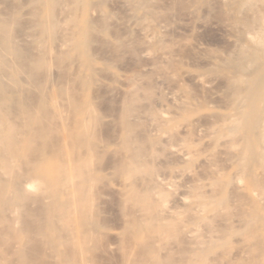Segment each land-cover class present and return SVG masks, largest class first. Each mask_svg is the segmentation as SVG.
<instances>
[{"label": "bare ground", "instance_id": "1", "mask_svg": "<svg viewBox=\"0 0 264 264\" xmlns=\"http://www.w3.org/2000/svg\"><path fill=\"white\" fill-rule=\"evenodd\" d=\"M232 2L236 14L253 11L239 24L246 28L249 45L262 47L254 56L257 53L255 57L261 58L263 65L254 77L246 73L250 71L248 60L238 67L239 72L227 78L234 86L226 105L230 111L220 120L221 112L218 120L208 115V120H213L207 122L206 116L203 123L202 112L209 110L212 102L199 100L185 78L193 75L197 84L192 86L200 84L211 93L217 84L211 76L215 73L193 74L182 65L175 66L177 56L182 58L186 48L189 52L187 43L172 39L173 35L164 38L160 16V23L155 19L157 8L149 12L145 0H137L132 10L137 18L130 23L144 32L142 36L147 32L148 42L142 49L153 54V67L149 72L124 75L126 83L118 80L125 85L124 93L116 110L111 107L113 112L108 113L96 100L100 96H91L97 79L91 52L96 38L90 36L94 34H90V0H0V264H50V260L56 264H98L95 250L104 242H99L102 226H111L100 219L105 210L100 207L101 194L106 189L101 188L108 186L104 181L110 176L119 179L120 190L116 207L122 220L118 223L121 235L115 237L119 241L114 242L116 250L111 246L120 256H115L120 259H114L117 264H264V182L260 178L264 176V0ZM149 18L158 24L145 23L144 27L141 23ZM107 19L101 17L104 33L112 20L116 21L111 18L108 26ZM111 30L115 50L133 47L138 39L130 40L129 32L127 36L120 27L114 33ZM250 46L243 45L240 52ZM160 81L167 83L166 92L159 88ZM107 116L112 117L110 122L105 120L113 126L110 136L102 131ZM105 157L111 163L105 164ZM223 159L230 163L225 165ZM237 182L244 183L239 202V198L233 199V187L230 190ZM236 237L248 244L236 249L234 258H227L233 242H239L234 241ZM255 250L262 258L249 256ZM241 256V262L236 263Z\"/></svg>", "mask_w": 264, "mask_h": 264}, {"label": "rangeland", "instance_id": "2", "mask_svg": "<svg viewBox=\"0 0 264 264\" xmlns=\"http://www.w3.org/2000/svg\"><path fill=\"white\" fill-rule=\"evenodd\" d=\"M92 1H95L94 3H95V5L93 4V2ZM97 1H99L100 3L101 2H103L102 4H99V2H97ZM124 0H107L106 2L105 1H102V0H90V9H91V12H90V20L91 19H93V22H92V20H91V25H92V29H91V33L90 34H92V33H94L93 35H90V36H93L94 38H96V39H92V37H91V39L93 40L92 42H91V52H92V54H93V57H94V59H95V70H96V72H95V75H96V85H94L93 86V90L95 91V94H94V92H92L93 90L91 89V96H94V95H97V96H100V97H98V98H96V100L98 101V103L101 105V107H102V110L104 111V112H106L107 111V113L108 112H113V110L115 111L116 110V107H118V105H119V101H120V99H121V97L123 96V93H124V89H125V85H123V84H121V83H123V82H125L126 83V78H123V76L124 77H126V75L127 74H131V73H134L135 71H151V69H152V65H153V61H152V58L154 57L153 56V54L151 55V54H148L147 52H145V51H143V47H145V44H146V40H147V37H146V33L147 32H145V34H143L144 36H142V33H144V32H142V31H138V29H139V27L138 28H136L137 26H135V25H131V21H133V19L134 18H137V16L135 15L136 14V11H135V14H134V11L132 12V10H134L135 9V4H136V2H137V0H125L124 2H123ZM127 1H130V3L132 4H128L129 2H127ZM148 4V6H149V8H150V11L149 12H152V10L153 11H155V9L156 10H158V11H155V14H158L156 17H155V19H157L158 20V16H160L159 17V19L162 21H160V20H158L159 21V23L161 22V27L159 26V28H161L162 29V27H163V29H162V32H163V35L165 36L164 38L165 39H167V40H169V39H171V37H172V35H173V37H172V39L174 38V39H179V40H181V41H185L187 44H186V47L188 46V53H191V54H188V53H186V51H187V48H186V51L183 53L184 54V56H183V54H182V58H181V56H177V60H176V62H175V66H177V65H182V66H184L186 69H188V73H215V74H211V76L213 75V77H214V79H216L215 80V82L217 83H215L216 85H219V87L218 88H220L221 89V87H223L221 90L220 89H218L217 88V86H216V88H215V86H214V90L212 89L211 91L213 92V91H216V93H210V91L207 89V88H205V87H203L204 89H202V85H200V84H198V85H195V86H192L193 84H195L196 83V81L194 80V82H193V80H192V78H191V76H193V75H191V74H189V75H191V76H189L188 74V76L190 77H186L185 78V80H187L188 79V81H186L191 87H193L192 89H193V92L198 96V99H199V96H200V99L199 100H201L202 99V101L203 100H205V98H206V102H208L209 100H211V105L209 104V102H208V104H209V110H206V111H203L202 112V115H204V118H203V120H202V118H201V121H203V123L207 120V122H210V120L212 119L213 120V118H211V119H209L208 120V115H211L212 117H215L214 118V120L215 119H217L216 118V116L217 115H219L220 113L219 112H221V114L219 115V120L222 118V116L224 115V114H226V113H228L229 111H230V108H228L227 106V104H229V101H230V97H231V91H233V85L231 84V85H229L228 83H227V81L229 82V80L228 79H232V77H233V75H235L234 73L236 72V73H238L239 72V70H238V67H240L239 69H241L242 67L241 66H243V64L246 62V60H248V62L250 63V66L248 67V69L250 70L249 72H248V70H246V73L247 74H249V75H251V76H253V75H258V73H257V70H259L260 69V66H262L263 65V60L260 58H258V60L256 59L257 57H255L256 55H257V53L255 54V56H254V52H256V50H259L260 48H262L261 46H259V45H255V44H253L252 46H250L249 45V43L247 42V39H246V34H245V30H246V28H244L243 29V27H245V26H241L239 23V21H241V19H245V18H250L251 16H252V14H253V11L251 10V12H250V10H247L246 12H245V10L244 11H242L241 13H239V14H236V12H235V10H234V7H236V5L232 2V0H229V3L227 2L228 0H156V1H154V0H145ZM151 1H152V3L153 4H150L151 3ZM160 1V2H159ZM194 1V2H193ZM205 1V2H204ZM109 4H108V3ZM213 2V3H212ZM221 2V3H220ZM227 2V3H226ZM232 2V3H231ZM123 3V4H122ZM160 3V4H159ZM208 3V4H207ZM209 3H210V6H209ZM99 4V6H96V5H98ZM232 4V5H231ZM233 4L235 5V6H233ZM112 8H109V6ZM125 5H127V6H125ZM129 5H131L130 7L132 8V9H128L129 8ZM152 5V6H151ZM96 6V7H95ZM163 6V7H162ZM223 6V7H222ZM231 7V8H230ZM233 7V8H232ZM95 8H97V9H100V11L99 10H97V9H95ZM102 8V9H101ZM152 8V9H151ZM154 8V9H153ZM159 8V9H158ZM165 8V9H164ZM217 8V9H216ZM111 9V10H110ZM115 9V10H114ZM124 9V10H123ZM127 9V10H126ZM212 9V10H211ZM228 9H230V10H228ZM258 9H260V3L258 4ZM92 10H94V12L95 13H93L92 12ZM95 10H97V11H99V14H98V12L97 11H95ZM102 10V11H101ZM112 11V12H114V13H112V12H110V11ZM118 12H117V11ZM147 10H149V9H147ZM164 10V11H163ZM171 10V11H170ZM210 10V11H209ZM227 10V11H226ZM233 10V11H232ZM126 11V12H125ZM161 11H162V13H161ZM214 11V12H213ZM219 11V12H218ZM127 12H128V14H127ZM146 12V11H145ZM144 11L143 12H141V14L142 13H145ZM168 12V13H167ZM244 12H245V16H243L244 15ZM250 12V13H249ZM102 13V14H101ZM116 13V14H115ZM131 13V14H130ZM133 13V14H132ZM160 13V14H159ZM164 13V14H163ZM214 13V14H213ZM225 13V14H224ZM230 13V14H229ZM233 13L235 14V18L236 17H238V18H236V20L238 21H235V18H234V15H233ZM94 16H93V15ZM103 14H105V16L103 15ZM123 14V15H122ZM129 16V14H130V16H132V17H128L127 18V15ZM163 14V15H162ZM170 14H172V15H170ZM220 14V15H219ZM241 14V15H240ZM91 15H92V17L93 18H91ZM97 15V16H96ZM105 17V19H106V17L108 18L109 17V19H107V21H108V26H110V20H112V19H114V20H116V21H113L112 20V22L113 23H111V26H110V28L107 30V32L106 33H104L103 31H101V28L100 27H102V20H101V17L102 18H104L103 16ZM107 15V16H106ZM110 15V16H109ZM116 15H117V17H116ZM119 15V16H118ZM122 15V16H121ZM126 17H125V16ZM164 15H168L167 17L166 16H164ZM101 16V17H100ZM120 16H121V18H123L122 20H120L119 21V19H121L120 18ZM141 16V15H140ZM163 16V17H162ZM174 16V17H173ZM112 19H111V18ZM125 17V18H124ZM241 17V18H240ZM243 17V18H242ZM245 17V18H244ZM100 18V19H99ZM127 18V19H126ZM174 20H173V19ZM176 18V19H175ZM228 18V19H227ZM95 19V20H94ZM150 19V21L149 20H146V19H144L145 21H143L141 24L145 27H147V25L145 24V23H147V24H152L153 25V27L156 25V23L158 24V21L157 22H154L155 21V19L154 18H149ZM172 19V20H171ZM98 20H99V22H98ZM124 20V21H123ZM127 20V21H126ZM166 20V21H165ZM168 20V21H167ZM225 20V21H224ZM100 21H101V23H100ZM123 21V22H122ZM126 21V22H125ZM140 21V20H139ZM146 21H148V22H146ZM229 21H230V23H229ZM232 21H233V24H232ZM98 23V24H96V23ZM121 22V23H120ZM167 22V23H166ZM238 24V26L236 25V23ZM100 23V24H99ZM117 23V24H116ZM124 23H127V25L128 26H126ZM154 23V24H153ZM162 23H164V24H166V25H162ZM170 25H169V24ZM221 23V24H220ZM235 23V24H234ZM121 24V25H120ZM145 24V25H144ZM174 24V25H173ZM97 25H99V26H97ZM131 25V26H130ZM169 25V26H168ZM225 25V26H224ZM236 25V26H235ZM241 27H240V26ZM114 26V27H113ZM116 26V27H115ZM120 27V31L121 30H123V29H126L125 31H126V33H125V31L123 30L122 32H124L127 36H128V33L127 32H129V36L128 37H131V38H129L130 40L133 38V40H135L136 38H138V39H136L133 43V47L131 46V47H128V48H126L125 50H123V51H126V52H124L123 53V51H118L117 49V46L115 47V43L113 44L111 41H113V38H112V36H111V32L109 31V30H111L113 33H114V31L113 30H115V32H116V30H117V28L119 29V27ZM121 26H123V27H126V28H123V27H121ZM168 26V27H167ZM112 27V28H111ZM129 27L131 28L130 30H129ZM164 27H165V29H166V31H165V29H164ZM95 28H98V30L99 31H97ZM113 28H115V29H113ZM122 28V29H121ZM136 28V29H135ZM167 28H168V30H167ZM235 28V29H234ZM133 29H135L134 31H133ZM169 29H170V31H169ZM192 29V30H191ZM232 29V30H231ZM138 32H137V31ZM164 30V31H163ZM225 30V31H224ZM236 30V31H235ZM241 30V31H240ZM178 31V32H177ZM232 32V34H231V32ZM243 31V32H242ZM139 32H141V33H139ZM152 31H150L149 33H151ZM165 32H167V33H165ZM112 33V34H113ZM136 33V34H135ZM148 33V34H149ZM167 34L168 35V37H170V38H168V37H166L167 35H165V34ZM243 33V34H242ZM101 35V36H98V35ZM95 35L97 36V37H99V38H97V37H95ZM140 35V36H139ZM187 35V36H186ZM103 36V37H102ZM137 36V37H136ZM179 36V37H178ZM182 36V37H181ZM142 39H141V38ZM103 38V39H102ZM145 40H144V39ZM184 38V39H183ZM194 38V39H193ZM100 39V40H99ZM186 39V40H185ZM196 39V40H195ZM96 40H97V43H96ZM99 40V41H98ZM104 40V42H105V40H110V43H108V41H106L105 43L104 42H100V41H103ZM138 41H141L140 43H138ZM144 41V42H143ZM114 42V41H113ZM147 42H148V40H147ZM196 43V45L195 44H193V43ZM237 42H238V44L240 43V42H243V44L242 43H240V45L241 46H239L238 44H237ZM105 44V46H103L104 44ZM107 43V44H106ZM111 43L113 44L112 46H111ZM142 43H144V44H142ZM93 44V45H92ZM96 44V45H95ZM99 44V45H98ZM137 44V45H136ZM141 44H142V46H141ZM198 44H199V46H200V44H201V46L199 47L198 46ZM106 45H109V47H111V48H109V47H107ZM189 45H191V46H189ZM243 45H246V46H250V49L248 50V49H246V47H244L245 48V51L246 52H244V50H243V53H247L246 55L244 54L243 55V53H241L240 51H242V46ZM92 46L94 47V49L92 48ZM192 46H193V48H194V50H192ZM203 46V47H202ZM205 46V47H204ZM228 46H229V48H228ZM233 46V47H232ZM236 46H238V47H236ZM258 46V47H257ZM114 47V48H113ZM200 49V51L199 52H201V53H199L198 55L197 54H193V52L195 51V50H197L198 51V49ZM227 47V48H226ZM257 47V48H256ZM109 48V49H108ZM115 48H117L116 50H115ZM134 48V49H133ZM143 48V49H142ZM190 48V49H189ZM205 48V49H204ZM214 50H216V52L214 51V53H213V49ZM112 49V50H111ZM136 49V50H135ZM140 49V50H139ZM208 49V50H207ZM212 49V50H211ZM223 51H222V50ZM225 49V50H224ZM229 49H231V50H229ZM237 49V50H236ZM238 49H239V51H238ZM92 50H94L95 52H93ZM109 50H111V53H110V51ZM132 51V53H131V51ZM204 50V51H203ZM208 52H207V51ZM218 50H219V52H218ZM226 50H227V52H226ZM235 52H233V51ZM248 50V51H247ZM261 50V49H260ZM96 51L97 52H100L99 54H97L96 53ZM102 51H105V52H103V53H106L105 55L102 53ZM113 51H114V53H115V51H117V53H115V54H118V55H114L113 54ZM142 51H143V53H145V54H141L142 53ZM210 51L212 52V53H210ZM232 53H231V52ZM122 53V56H121V54H119V53ZM224 52V53H223ZM228 52H230L229 54L230 55H226V53H228ZM134 53V54H133ZM136 53H138V54H136ZM203 53H204V55H203ZM207 53H209V54H207ZM215 53H217V54H215ZM233 53H234V57H233ZM95 54H97V55H95ZM102 54V55H101ZM193 54V55H192ZM213 54V55H212ZM218 54H219V56H218ZM220 54L222 55V57L224 58V59H222V57H220ZM236 54V55H235ZM239 54H241V55H243V58H241V59H243V60H241L240 61V56L238 57V55ZM100 55V56H99ZM106 55H108V56H106ZM112 55H113V57H112ZM141 55V56H140ZM151 55V57H149ZM179 55H181V54H179ZM186 55V56H185ZM187 55H188V57H187ZM190 55V56H189ZM195 55V56H194ZM215 55V56H214ZM248 55V56H247ZM99 56V57H98ZM103 56H104V58H103ZM106 56V57H105ZM110 56V57H109ZM116 56V57H115ZM143 56H144V58H143ZM148 56V57H147ZM196 56H199L200 57V59H199V57H197V58H195ZM213 56V57H212ZM237 58H236V57ZM179 57V58H178ZM186 58V60L184 59V58ZM192 57H194V59L192 58ZM247 57V58H246ZM102 58V59H101ZM114 58V59H113ZM121 58V59H120ZM182 60H181V59ZM191 58V59H190ZM217 58V59H216ZM218 58L220 59V60H218ZM253 58H255L258 62H259V66H257L258 65V63H256L257 61H255L254 63H255V66H254V64H253ZM107 59H109V60H107ZM111 59V60H110ZM113 59V60H112ZM118 59V61L116 62V60ZM154 59V58H153ZM190 59V60H189ZM202 59V60H201ZM226 59V60H225ZM179 60H181V61H179ZM195 61V62H193V61ZM197 60V61H196ZM208 60V61H207ZM209 60H210V62H209ZM221 60H222V62L224 61V63H222L221 62ZM227 60H228V62H227ZM237 60H239V61H237ZM112 61H114V62H116V64L115 63H113ZM141 61V62H140ZM152 61V62H151ZM185 61H186V63H185ZM191 61V62H190ZM230 61H232L231 63H229ZM112 64H111V63ZM148 64H147V63ZM151 62V63H150ZM190 62V63H189ZM198 62H200L199 64H198ZM205 62V63H204ZM212 62L215 64H212ZM223 64V66L221 65V63ZM237 62H238V66H237ZM194 63L196 64V65H194ZM118 64V65H117ZM139 64V65H138ZM146 64V65H145ZM190 64H192V65H190ZM198 64V65H197ZM201 64H202V66H201ZM226 66H225V65ZM229 64H231V65H229ZM253 64V68H250V67H252L251 65ZM257 64V65H256ZM212 65H213V67H212ZM140 66H141V68H143L142 70H139V69H141L140 68ZM150 66V67H149ZM201 66V67H200ZM217 66V67H216ZM221 66V67H220ZM107 69H106V68ZM147 67V68H146ZM209 67V68H208ZM215 67V68H214ZM97 68H99V69H97ZM105 68V69H104ZM136 68V69H135ZM151 68V69H150ZM101 69H103V71L101 70ZM215 69V70H214ZM100 70H101V72H100ZM133 70V71H132ZM105 71V72H104ZM97 72H99V74H101V75H99V74H97ZM106 73H107V76H105L106 75ZM232 73V74H231ZM105 74V75H104ZM219 74V76H217ZM222 75V77H220ZM223 75H225V76H223ZM226 75H228L227 77H226ZM101 76H103V77H101ZM111 76V77H110ZM231 76V77H230ZM106 77V78H105ZM219 77V79L217 80V78ZM226 78V79H224V78ZM230 77V78H229ZM254 77V76H253ZM260 78L259 79H263L262 78V76H259ZM123 78V79H122ZM228 78V79H227ZM100 79V80H99ZM115 79H117V80H115ZM190 79V80H189ZM214 79H213V82H214ZM112 80H113V82H112ZM118 80H120V82H118ZM102 81H104L103 82V85H102ZM224 81V82H223ZM191 82H192V84H191ZM231 82H232V80H231ZM254 82V81H253ZM252 82V83H253ZM102 85H100V84ZM124 83V84H125ZM164 83V84H163ZM100 86H99V85ZM108 84V85H107ZM163 84V85H162ZM197 84V83H196ZM224 84V85H223ZM114 85V86H113ZM214 85V83L213 84H211V86H213ZM227 86V88L229 89V91H227L228 89L226 88V86ZM228 85H229V87H228ZM99 86V87H98ZM109 86V87H108ZM98 87V88H97ZM166 87H167V83L166 82H164V81H160V83H159V88H161V89H164L163 91H167V89H166ZM198 87V88H197ZM108 90H107V89ZM197 89V93H196V89ZM211 88H213V87H211ZM100 89V90H99ZM105 89V90H104ZM207 89V90H206ZM217 89V90H216ZM227 89V90H226ZM99 90V91H98ZM103 90V91H102ZM114 90V91H113ZM204 92H203V91ZM206 90V91H205ZM110 91V92H109ZM120 91H122V92H120ZM201 91V92H200ZM209 93H208V92ZM228 93H227V92ZM99 92V93H98ZM105 94H104V93ZM108 92V93H107ZM207 92V93H206ZM225 92V93H224ZM205 93V94H204ZM99 94V95H98ZM102 94V95H101ZM107 94V95H106ZM212 94V95H211ZM223 94V96H221V95ZM224 94H225V96H224ZM229 94H230V97H229ZM106 95V96H105ZM109 95V96H108ZM201 95H202V97H201ZM228 95V96H227ZM117 96V97H116ZM212 98H211V97ZM217 96H219L220 98L222 97L224 100H226V102L224 103V101H222L223 99H221V101H220V98H219V101H218V99H216L215 100V98H217ZM96 97V96H95ZM115 99H114V98ZM210 97V98H209ZM214 97V98H213ZM106 98V99H105ZM117 98V99H116ZM226 98V99H225ZM103 99V100H102ZM108 99V100H107ZM109 99H111V100H109ZM101 102H100V101ZM113 100V101H112ZM119 100V101H118ZM215 100V101H214ZM201 101V102H202ZM218 102V103H217ZM111 103L112 104H116V105H111ZM213 103H214V105H213ZM216 103H217V105L218 106H216ZM219 103L220 104H222V105H225V108H224V106L222 107V105H219ZM103 105V106H102ZM213 105V106H212ZM227 105V106H226ZM221 106V107H220ZM106 107V108H105ZM110 107V108H109ZM111 107L113 108V110L111 109ZM227 107V108H226ZM110 109V110H109ZM216 112H217V114H216ZM215 114V115H213V114ZM207 116V118H206V120H205V117ZM218 117V116H217ZM112 119V117L111 116H107V117H105L104 119H103V124H105V125H102V131L104 132V133H110V134H112L111 132H112V130H113V126L112 125H110V121H112L111 120ZM217 119V120H218ZM105 120H108L109 122H107V121H105ZM211 120V121H212ZM104 121L105 122H107V123H104ZM201 121H200V123H201ZM104 126V127H103ZM106 126V127H105ZM106 129V130H105ZM111 130V131H110ZM105 134V135H106ZM108 134H107V136H108ZM110 134H109V136H110ZM112 155V154H111ZM224 155V158L226 159L227 157L225 156V154H223ZM115 156V155H114ZM114 156L112 157V156H110V159H111V157H112V161H113V159H114ZM107 157V156H106ZM104 158L105 160H103V161H105V164H108L109 162L111 163V161H109L107 158L109 157H107V158ZM102 161V163H104ZM106 161H107V163H106ZM109 161V162H108ZM225 160L223 159V162H224ZM227 161L228 160H226L224 163H225V165H228L229 163H230V161L228 162V164H227ZM105 164H102V165H105ZM106 166V165H105ZM107 167V166H106ZM231 171H233V172H235V170H232L231 169ZM259 172V175L261 174L260 173V170L258 171ZM111 178H108V179H104L105 181H104V183H105V185H107L108 184V186H104L103 188H101L102 190L103 189H105L104 191H102V194H101V199L103 200H101V203H100V207L101 208H103L104 207V209H102V210H104L103 212H100V216H102V217H100V219H103L104 221H102L104 224L103 225H106V223L108 224V225H111L110 227H108V226H102V227H104V228H102L101 229V232H100V238H99V242L101 241H104V242H102V243H98V246L100 245V247H98V248H96V252L95 253H97L98 254V256H95V258H96V262L98 263V264H117V263H119L120 262V259H118V257L120 258V256H119V254H118V252L116 251V253H115V250H116V248L114 247V244L116 245L117 243H114L115 241H117L116 239L117 238H119L120 237V231H121V228L120 227H118V226H120L121 224L120 223H122V220H120V217H119V211H118V209H117V207H118V203H119V198H120V194H118V192L120 193V190H119V179L117 178L116 179V176H110ZM112 177H113V179H112ZM262 177H263V179H262ZM261 177V175H260V178H261V181H263L264 182V176H262ZM104 183H102L101 185H103ZM107 183V184H106ZM236 184H239L238 182L237 183H234L233 185H231L230 186V190L232 189L231 187H233V189L231 190V193H232V196L233 195H238L237 197L236 196H234L233 197V199L234 200H236V199H238L239 197L241 198V195L240 194H242L243 193V189H244V183H242V185L241 184H239L238 186L236 185ZM235 186V187H234ZM116 187V188H115ZM237 187V188H236ZM237 189H239V190H237ZM234 191V192H233ZM117 192V193H116ZM105 195H104V194ZM235 193V194H234ZM118 194V195H117ZM107 196V197H106ZM117 196H118V198H117ZM240 198H239V200H238V202L240 201ZM237 201V200H236ZM263 201V200H262ZM104 202V203H103ZM264 202V201H263ZM263 202L261 203V205H262V208L264 209V206H263ZM103 206V207H102ZM117 206V207H116ZM110 209V210H109ZM109 210V211H108ZM109 212V213H108ZM119 214V215H118ZM105 215V216H104ZM104 217H106L105 219H104ZM108 217V218H107ZM112 217V218H111ZM111 220H110V219ZM119 218V219H118ZM119 220V221H118ZM107 221H110V222H107ZM111 221H113V222H111ZM101 222V223H102ZM120 222V223H119ZM112 223V224H111ZM120 225H119V224ZM106 227V228H105ZM108 227V228H107ZM113 227V228H112ZM98 228H100V227H98ZM104 232V233H103ZM107 235H106V234ZM113 233V234H112ZM104 234H105V236H104ZM110 234V235H109ZM116 234V235H115ZM117 236H119V237H117ZM115 237H117L116 239H115ZM109 238V239H108ZM111 238H113V239H111ZM238 239V240H237ZM240 239V240H239ZM241 237H236L235 239H234V241H239V242H233V244H234V248H233V251L231 252V254H229V255H227L226 257L227 258H229V257H232V258H234L236 255H234L235 254V250L236 249H239V247H243V246H247V242L246 241H241ZM111 240V241H110ZM117 242H119V241H117ZM103 244V245H102ZM104 244H106V245H104ZM108 244H109V246H108ZM111 246L112 247H114V249L113 248H111ZM117 246V245H116ZM106 248V249H105ZM102 249V250H101ZM105 250V251H104ZM100 251H102L101 253H98V252ZM219 251V250H218ZM256 251V250H255ZM254 251V252H255ZM261 251V250H260ZM109 253V254H108ZM111 253V254H110ZM243 253V252H242ZM96 254V255H97ZM101 254V255H100ZM106 254H107V256H106ZM233 254V255H232ZM114 255V256H113ZM231 255V256H230ZM243 255H244V253H243ZM115 256H118V257H115ZM246 255H244V258H247V257H245ZM249 256H255L256 258L259 256L260 258H262L261 256H263V255H260L257 251L255 252V253H252V255H249ZM99 257H101L100 259H99ZM105 257V258H104ZM110 257H112V258H110ZM114 257V258H113ZM254 257V258H255ZM103 258V259H102ZM251 258V257H250ZM49 259V258H48ZM50 259H52V260H55V259H53V258H50ZM49 259V260H50ZM114 259H118V261L119 262H117L116 260H114ZM240 259H243V257L241 256V257H238V258H236V260H235V262L237 263V262H241V260ZM100 262H102V263H100ZM224 260L225 259H223L222 261L224 262ZM111 261V262H110ZM56 264L55 263V261H51L50 260V264Z\"/></svg>", "mask_w": 264, "mask_h": 264}]
</instances>
